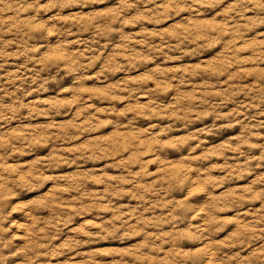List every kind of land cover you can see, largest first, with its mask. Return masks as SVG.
<instances>
[{"label": "clouds", "instance_id": "clouds-1", "mask_svg": "<svg viewBox=\"0 0 264 264\" xmlns=\"http://www.w3.org/2000/svg\"><path fill=\"white\" fill-rule=\"evenodd\" d=\"M0 264H264V0H0Z\"/></svg>", "mask_w": 264, "mask_h": 264}]
</instances>
